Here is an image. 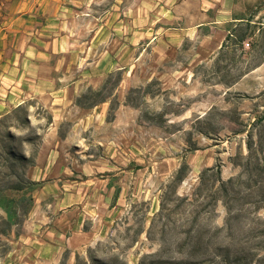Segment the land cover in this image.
I'll list each match as a JSON object with an SVG mask.
<instances>
[{"label": "rangeland", "instance_id": "1", "mask_svg": "<svg viewBox=\"0 0 264 264\" xmlns=\"http://www.w3.org/2000/svg\"><path fill=\"white\" fill-rule=\"evenodd\" d=\"M69 6L62 19L68 39L43 69L78 82L64 84L58 95L26 99L20 105L28 121L12 108L0 126V134L5 127L16 136L31 158L26 175L39 182L26 193L28 211L19 209L5 232L0 210V264H81L89 252L138 264L161 242L165 256H183L193 225L204 226L198 252L209 259L216 244L232 238L231 252L248 250L247 264H264V227L250 233L242 221L224 228L223 199L199 196L201 213L212 212L196 223L191 204L173 198L157 216L180 167L176 194L190 195L205 167L217 165L222 180L239 173L247 129L264 138V30L255 25L264 24V0H71ZM250 13L251 27H240L247 35L242 45L228 40L233 17ZM85 94L81 102L104 100L83 107L77 100ZM257 200L252 193L251 214L264 216Z\"/></svg>", "mask_w": 264, "mask_h": 264}, {"label": "trees", "instance_id": "2", "mask_svg": "<svg viewBox=\"0 0 264 264\" xmlns=\"http://www.w3.org/2000/svg\"><path fill=\"white\" fill-rule=\"evenodd\" d=\"M233 19L236 23L227 35V39H234L238 45H242V41L247 35L240 32V27L245 25V27L250 28L252 24L251 22L253 21V15L250 13L248 17L234 16ZM255 23V25H258L259 30H264V24H262L261 20H257ZM226 45V42H224L221 46V50H223ZM119 79V72H117L116 80L118 81ZM89 93L98 95L100 94V90L92 91L89 89ZM85 96L86 94L80 96L77 100L79 105L83 107H92L98 102L104 100L103 97H99L86 103L81 102L82 99H86ZM12 111L21 112L22 120L28 121L24 106L19 105ZM5 116L7 115L5 114L0 118V126H2ZM261 119L262 116H258L252 124L260 122ZM3 130V133L0 134V210L4 212L2 225L4 226L3 231L5 232L15 222L19 209L24 213L28 211L30 203L26 202L30 201V197L26 196V193L35 189V187L39 185V182L30 180L27 177L26 167L31 164V158L26 156L17 147V144L15 143L16 136L5 127ZM246 137L245 144L247 152L240 157L242 161L237 164L239 167V173L235 177H229L226 180H222L217 165L205 167L199 173V183L194 191L190 195L179 196L176 194V188L184 178L185 169L184 166L180 167L176 171L174 177L167 184V189L163 194V199L161 200V206L157 212V216H162V212L165 210L164 204L167 199L171 200V198H173L191 204L192 208L188 214L194 223L199 219L205 220L202 215L204 213H210L211 210L202 214L198 209L199 204H197V201H199V196L202 195V200L207 198H214L215 200L223 199L225 218L222 226L227 230L230 231L235 223L240 225L242 221H245L244 224L242 223V226L246 227V230L250 233L254 230L255 225L257 224L264 227V216H253L250 211L252 205L251 197L254 192H256L258 197L257 202L260 204L262 203L264 209V138L250 129L246 130ZM22 143L23 137H20L18 145L21 146ZM208 173H210L209 175L212 176L214 181L212 186L209 187L207 185V180L205 179ZM234 182H237V186ZM253 182L255 185L252 184ZM12 192H22V194L19 198H15L12 196ZM234 202H240V206L234 208ZM221 227H218L217 229H220ZM261 231H263V236L261 237L264 238V228ZM187 238L188 251L183 254V256H165L161 242L159 249L144 254L138 264H247V262L251 260L248 250L245 251L244 249H238L235 252H231L230 247L233 243L232 238L227 240L224 244H216L213 248L214 251L212 252V258L210 259L207 256V252H198L199 246L205 243L204 226L193 225L187 233ZM179 245L178 242L175 243V246L178 247ZM81 264H127V262L120 258L119 255L112 254L106 258H100L89 252L86 259L82 261Z\"/></svg>", "mask_w": 264, "mask_h": 264}, {"label": "crops", "instance_id": "3", "mask_svg": "<svg viewBox=\"0 0 264 264\" xmlns=\"http://www.w3.org/2000/svg\"><path fill=\"white\" fill-rule=\"evenodd\" d=\"M70 3L0 0V118L35 94L58 95L64 84L78 82H62L59 75L47 76L43 69L53 54H61V43L68 39L62 32V19Z\"/></svg>", "mask_w": 264, "mask_h": 264}]
</instances>
